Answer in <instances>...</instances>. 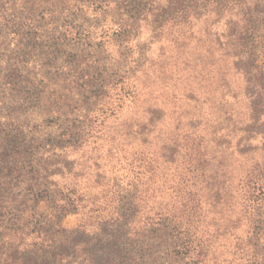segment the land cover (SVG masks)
<instances>
[{"label":"rangeland","instance_id":"1","mask_svg":"<svg viewBox=\"0 0 264 264\" xmlns=\"http://www.w3.org/2000/svg\"><path fill=\"white\" fill-rule=\"evenodd\" d=\"M90 1L0 0V237L15 243L19 264H194L181 258L167 237L141 230L157 222L177 181L183 188L193 183L188 165L182 170L162 163L159 131L165 136L173 124L181 120L183 127L193 119L201 122L203 143L211 139V129L203 131V125L219 108L204 99L215 87V75H197L205 52L194 45L201 37L206 47L199 33L210 19L192 22L184 31L175 26L166 38L164 24L163 29L155 24L163 12L158 9L130 39L119 38L111 6ZM254 55L264 56L262 45ZM220 64L222 72L229 71V62ZM229 75L236 89L241 81ZM150 119H157V127L147 142L134 139L129 125L147 124L149 130ZM72 128L73 140L59 138ZM231 142L223 155L230 199L220 212L219 206H203L207 213L198 232L210 246L199 264H264L254 247L258 241L264 250V223H254L252 212H244L236 179L245 164L232 154ZM252 144L259 145V138ZM207 152L218 155L211 147ZM255 159V168L264 172V154L258 150ZM148 162L158 164V184L152 198L136 207L133 224L120 229L126 208L121 197L131 192L128 182L142 170L137 165ZM73 185L77 208L67 206L59 216L49 201L34 205L48 191L63 198ZM259 214L264 220V207ZM77 228L81 235L72 232ZM42 251L48 252L46 263Z\"/></svg>","mask_w":264,"mask_h":264},{"label":"trees","instance_id":"2","mask_svg":"<svg viewBox=\"0 0 264 264\" xmlns=\"http://www.w3.org/2000/svg\"><path fill=\"white\" fill-rule=\"evenodd\" d=\"M97 3L111 6L117 19L115 21L117 28L114 32L119 38L130 39L131 35L139 28L138 24L145 22L148 13H153L158 9H162L163 12L156 16L159 19L155 21V24L159 25L157 28L161 29L164 24L165 32L163 34L166 38L168 31L175 26L178 30L184 31L191 26L192 22L197 24L203 17L210 19L209 27L204 30L205 32L200 31L199 33L205 35L206 47L201 45V37L196 42L194 41L195 51L200 49L205 52L203 71L200 70L197 75L204 74L206 77L211 73L215 75L211 79L215 87L205 94L204 104L215 103L214 106L218 105L219 108L218 113L220 109L221 112L219 115L215 114V119L210 117L205 120L203 131L211 129V139L205 143H203L205 134L199 132L201 122L198 120L189 119L187 126L183 125V127L181 120L173 124V127L168 126L170 128L165 129L166 137L159 131L158 136L160 137L161 134L163 138V144L159 148L162 163L179 164L182 170L184 165H188L187 168L193 175L191 179L193 183L190 188L183 184V188L177 184V181L174 185L175 188L174 186L172 188V195H169L170 204L164 207L160 206L162 211L157 215V222L146 224L141 230H144L145 233L154 232L159 238L167 237L170 245L175 247L176 253L181 258L187 257L194 264H199L200 260L206 257L210 246L198 232L199 223L204 217L203 214L207 213L206 209L203 210V206L205 204L210 207L212 205L213 208L219 206L220 212L227 204L226 199H230L231 189L228 190L224 183L229 180L224 179L223 155L226 150L231 148L229 144L233 140H235V145L231 149L232 154H236V157L245 164L241 168L244 169L243 175L236 179L237 188L239 187V193L243 199L241 204H244V212L246 210L252 212L250 215H252L251 220H254V223H264V220H260L262 217L259 214V210L264 207V172L255 168L258 162L255 159L256 152L259 150L264 154V56L259 59L254 55L258 46L262 45L264 48V0H250L249 3L248 0L90 1V4ZM251 6L254 7L252 11L250 10ZM258 14L261 22H258L256 17ZM249 39L250 41H248ZM183 44L185 45L186 42ZM225 62H229V71L222 72L223 68L219 63L224 65ZM259 63L263 65H258ZM206 70L208 71L203 73ZM230 72L238 76L241 81V83H237L236 89L231 87L229 80L233 75H229ZM161 114L163 117V110H161ZM156 120H149L148 125L151 126L149 130H145L147 124L141 128L140 123L134 126L129 125L128 130L132 131L131 135L134 139L140 136V138H145L143 142L146 143V138H149L157 127L153 124ZM75 130L73 128L66 129L59 138L71 141L76 135ZM256 138H259V145L252 144ZM210 147L218 155L211 156L207 152ZM185 157L187 160H184ZM182 160H184L183 163H180ZM137 168L142 170L136 172L128 182L131 192L123 197H121L120 191L117 194V198L121 197L120 201H126L124 205L126 208L119 217L120 229L133 224L132 218L136 207L143 203L145 205L152 198V191L158 184V180L154 179L158 164L154 168L152 162H148L147 165L139 163ZM199 184L204 185L201 187L204 191L203 195H201V189L198 188ZM70 188V193L59 200L56 199L57 195L48 191L45 197L35 198L34 205L42 200L49 201L55 206L59 216L63 215L67 206L77 208L79 205L78 201L76 202L78 205H75V200H72V195L76 194L75 185ZM205 193L207 195H204ZM228 210L231 209L228 208ZM16 218L19 217L16 216L12 219V226L18 222L19 219ZM19 230L23 232V229ZM72 232L76 236L81 235L78 228ZM23 234L25 232L21 233V235ZM138 241L136 240L137 244ZM257 246L260 248L258 252L264 257L262 246L258 241H255L254 247L257 248ZM61 255L60 258L67 260V255L64 253ZM16 256L17 246L15 243L13 241L4 243L0 237V264H19ZM40 256L43 263L49 260L46 251H42Z\"/></svg>","mask_w":264,"mask_h":264}]
</instances>
